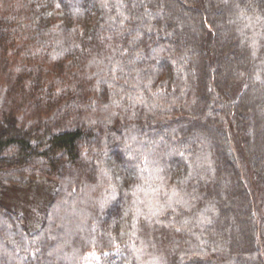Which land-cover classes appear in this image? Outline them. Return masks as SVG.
Masks as SVG:
<instances>
[{"label":"trees","instance_id":"1","mask_svg":"<svg viewBox=\"0 0 264 264\" xmlns=\"http://www.w3.org/2000/svg\"><path fill=\"white\" fill-rule=\"evenodd\" d=\"M255 88L264 0H0V264H264Z\"/></svg>","mask_w":264,"mask_h":264},{"label":"rangeland","instance_id":"2","mask_svg":"<svg viewBox=\"0 0 264 264\" xmlns=\"http://www.w3.org/2000/svg\"><path fill=\"white\" fill-rule=\"evenodd\" d=\"M222 33L224 36H227L229 33H231V31L227 28H224ZM232 69L234 70L233 66H232ZM255 89H256L257 94H258V95L256 94V96L258 97L256 99L263 100L264 99V89H262V90H260V88H258V90H257V88H255ZM259 110L262 111L261 108ZM262 113H264V111H262ZM225 129L227 130V132L230 135L231 142H232V148H233L234 153L237 156L236 158H237L239 170L242 173V175L244 176L246 183L248 184L249 189H250V191L253 195V198H254V207H255L256 215H257V218L259 220L260 227L262 228V237H263L262 253L264 255V222H261L262 218H263L262 213H263V208H264V206H263L264 194H263L261 188L256 183H254L252 177L250 176L248 168L246 167L245 159H243L242 150H241L240 145L238 144V142L235 138L234 130H233L231 124H229L228 120L226 121ZM255 130L259 133V136H260V133L263 134L262 142H263V147H264V123H263V125H259V126L257 125ZM263 152H264V148H263V150L261 149L260 153H263ZM154 160H157L156 157L154 158ZM155 162H157V161H155ZM218 175H221L220 171H219ZM39 182L40 181H36L26 188L8 189L6 192H3L1 194L2 202L7 207L14 208L18 212L25 215L28 223L33 225V226L40 219L39 218L40 217L39 212L48 203V200H49L50 194H51L50 186L46 182H41V183H39ZM228 206L230 207V205H228ZM74 208H75V206H74ZM77 211H79V210H77ZM68 213H69V211H68ZM75 214L72 213V217L75 216ZM64 221H65V219H64ZM75 226H76V224L73 227H75ZM145 245H147V243Z\"/></svg>","mask_w":264,"mask_h":264}]
</instances>
